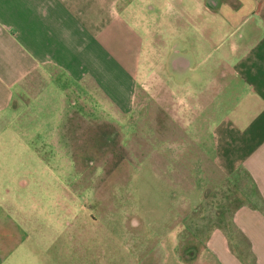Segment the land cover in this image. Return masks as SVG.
Returning a JSON list of instances; mask_svg holds the SVG:
<instances>
[{"label": "crops", "instance_id": "1", "mask_svg": "<svg viewBox=\"0 0 264 264\" xmlns=\"http://www.w3.org/2000/svg\"><path fill=\"white\" fill-rule=\"evenodd\" d=\"M148 66L163 81L152 129L218 216L200 242L171 231L145 263L264 264V0H0V138L12 126L25 142L30 113L40 144L91 105L120 120Z\"/></svg>", "mask_w": 264, "mask_h": 264}, {"label": "rangeland", "instance_id": "2", "mask_svg": "<svg viewBox=\"0 0 264 264\" xmlns=\"http://www.w3.org/2000/svg\"><path fill=\"white\" fill-rule=\"evenodd\" d=\"M143 71L148 74L137 82L134 107L120 120V113L91 105L84 121L59 128L51 143L32 138L34 113L26 116L25 142L12 126L3 132L0 264H146L145 252L173 230L194 242L211 233L208 217L218 213L199 205L202 178L181 176L176 141L168 146L156 137L160 129H152L149 94L162 88L161 67ZM153 99L161 105L160 97ZM154 115L160 120L163 113L156 108ZM40 148L53 171L35 157ZM21 175L30 184L19 186Z\"/></svg>", "mask_w": 264, "mask_h": 264}]
</instances>
